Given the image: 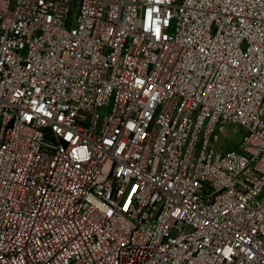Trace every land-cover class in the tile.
Segmentation results:
<instances>
[{"label": "built area", "instance_id": "2783aa9c", "mask_svg": "<svg viewBox=\"0 0 264 264\" xmlns=\"http://www.w3.org/2000/svg\"><path fill=\"white\" fill-rule=\"evenodd\" d=\"M259 194L264 0H0V264H264Z\"/></svg>", "mask_w": 264, "mask_h": 264}, {"label": "rangeland", "instance_id": "374dc122", "mask_svg": "<svg viewBox=\"0 0 264 264\" xmlns=\"http://www.w3.org/2000/svg\"><path fill=\"white\" fill-rule=\"evenodd\" d=\"M227 133L229 135L228 140L224 141L223 145H226V151L232 149H238L239 143L243 136L245 135V130L239 125H230L227 127ZM264 198V194H259L257 196L258 200H262Z\"/></svg>", "mask_w": 264, "mask_h": 264}]
</instances>
